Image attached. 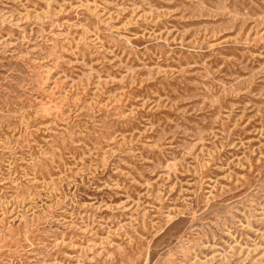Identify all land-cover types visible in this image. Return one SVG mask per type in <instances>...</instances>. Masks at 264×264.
Wrapping results in <instances>:
<instances>
[{
	"label": "rangeland",
	"instance_id": "1",
	"mask_svg": "<svg viewBox=\"0 0 264 264\" xmlns=\"http://www.w3.org/2000/svg\"><path fill=\"white\" fill-rule=\"evenodd\" d=\"M0 264H264V0H0Z\"/></svg>",
	"mask_w": 264,
	"mask_h": 264
}]
</instances>
